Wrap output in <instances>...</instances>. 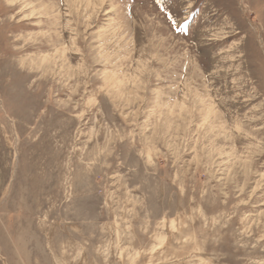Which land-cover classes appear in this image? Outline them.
Returning a JSON list of instances; mask_svg holds the SVG:
<instances>
[{
	"label": "rangeland",
	"instance_id": "obj_1",
	"mask_svg": "<svg viewBox=\"0 0 264 264\" xmlns=\"http://www.w3.org/2000/svg\"><path fill=\"white\" fill-rule=\"evenodd\" d=\"M262 41L264 0H0V264H264Z\"/></svg>",
	"mask_w": 264,
	"mask_h": 264
},
{
	"label": "bare ground",
	"instance_id": "obj_2",
	"mask_svg": "<svg viewBox=\"0 0 264 264\" xmlns=\"http://www.w3.org/2000/svg\"><path fill=\"white\" fill-rule=\"evenodd\" d=\"M249 12V11H248ZM262 43H264L263 41H262ZM28 94V93H27ZM9 96V95H8ZM6 100V99H5ZM19 106V105H18ZM46 141V140H45ZM37 155V154H36ZM7 193V192H6ZM163 211V210H162ZM169 214V213H168ZM167 229V228H166ZM122 259V258H121Z\"/></svg>",
	"mask_w": 264,
	"mask_h": 264
}]
</instances>
